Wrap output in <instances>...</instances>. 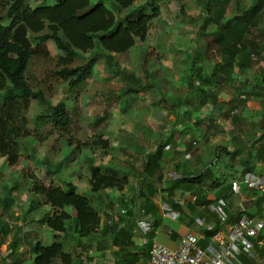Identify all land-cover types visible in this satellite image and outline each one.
Segmentation results:
<instances>
[{
	"label": "rangeland",
	"instance_id": "1",
	"mask_svg": "<svg viewBox=\"0 0 264 264\" xmlns=\"http://www.w3.org/2000/svg\"><path fill=\"white\" fill-rule=\"evenodd\" d=\"M53 1L28 0V6ZM144 2L135 1L133 9ZM153 2L159 8V16L151 21L146 41L136 39L124 54L100 52L92 75L78 87H69L67 81L54 75L60 67L58 59L64 54L51 41L39 44L29 35L35 53L26 72L28 84L33 90L42 91L52 105L64 103L71 124L63 132L49 122L36 120L45 110L34 100L26 108L13 106V119L7 126L14 129L21 125L23 135L15 139L18 158L13 166H7L5 157L0 155V212L10 226L9 235L0 238V264H31L33 244L48 246L54 241L53 232L41 224L53 210L34 194L36 187L53 184L67 190L80 181L79 193L89 196L85 186L93 168H144L147 156L161 144L170 145L168 153L165 147L164 158H170L172 153V163L183 159L186 152L175 150L179 146L177 140L184 144L192 138L204 148L215 139L216 150H221L215 164L235 163L238 167V158L224 161L225 151L231 153L239 146L252 147L258 142L264 113V6L259 24L244 39L250 53L247 67L241 71L233 63L225 69L231 71L228 77L223 71L218 72L212 86H207L196 78L197 69L202 68L203 76L211 75L212 69L225 61L212 40L214 23L204 27V21L214 12L227 20L250 8L252 0ZM97 3L116 13L112 0H90L91 5ZM129 11L123 10L119 16L126 17ZM92 56L80 54L71 67L85 64ZM7 88L0 91V105ZM164 162L161 164L167 168V161ZM211 162V158H206L201 165ZM59 164L55 174L47 175ZM256 171L263 175L264 167L257 166ZM131 189L134 191V186ZM242 195L250 209L260 193L248 191ZM4 198L5 208L1 202ZM89 199L93 205L97 203L92 196ZM32 202L40 204L28 212ZM65 212L73 213L68 208ZM101 218L103 222L96 230L107 232L104 225L109 220L106 216ZM72 228V221L66 222L64 238L58 234L57 241H72ZM103 237L95 232L76 246L66 242L63 249L72 251L75 264H89L94 260L89 250L108 247L109 239L107 235Z\"/></svg>",
	"mask_w": 264,
	"mask_h": 264
},
{
	"label": "trees",
	"instance_id": "2",
	"mask_svg": "<svg viewBox=\"0 0 264 264\" xmlns=\"http://www.w3.org/2000/svg\"><path fill=\"white\" fill-rule=\"evenodd\" d=\"M135 1L145 2L133 9ZM112 5L116 13L108 10L102 3L91 5L90 0H54L52 4L42 3L33 8L28 6V0H0V12L3 14L0 18V91L5 86H9L2 94L0 105V155L5 157L7 166L16 163L18 149L15 139L23 135L21 125L15 126L14 129H9L7 126L8 121L13 119V106L26 108L29 102L34 100L45 110V114L38 116L36 120L49 122L54 128L63 132H67L71 124L69 111L64 103L52 105L42 91L33 90L28 84L26 72L35 53L32 48L33 41L39 44L51 41L56 50L64 54L58 59L60 67L54 75L67 81L69 87H78L92 75L100 52L109 55L124 54L134 46L136 39L145 42L151 21L159 16V8L155 6L153 0H112ZM263 6L264 0H252L250 8L227 20H222L221 14L214 12L207 21H204V27H207L209 22L214 23L212 40L224 56L225 62L212 69L214 72L211 75L203 76L202 68L197 69L196 78L201 83L212 86L217 73L222 71L228 77L231 71L225 69L233 63L237 64L241 71L247 67L250 53L244 45V39L251 28L259 24ZM128 9L130 11L126 17L119 16L123 10ZM44 31L46 33L42 34ZM30 34L33 41L29 38ZM87 53H92L93 56L85 64L71 67L80 54ZM14 93L18 95L14 96ZM262 115L261 135L258 142L256 140L252 147H248L247 155H250L248 159L252 161L244 162L246 169L242 174H255L257 165L264 164V113ZM215 127L222 132L219 126ZM169 140L170 138L167 141ZM163 147L162 144L159 145L154 153L147 156L141 174L145 179L163 168L161 164L164 157ZM241 152L243 151L236 148L231 153L225 151V154L233 161ZM59 166L61 164L52 167L47 175L55 174ZM125 177L119 168L114 166L93 168L89 178L90 193L97 195L106 189L120 190L126 183ZM200 178L170 180L167 189L171 190L182 184H186L189 188ZM34 194L43 199V204L53 210L51 216L41 220V224L53 232L54 241L48 246L35 242L32 246L31 264H72L71 255L64 251L63 244L57 241L56 235H65L66 222L72 221V232L78 243L82 238L96 232L100 224V210L88 197L76 193L73 185H69L67 190L53 184L48 187L40 186L34 189ZM8 195L6 194L5 197L7 198ZM5 201V198L1 201L3 205ZM39 204L40 202L35 204L32 202L28 212L33 211ZM254 204L258 208L257 215L264 217V194H260ZM3 207L5 208L6 205ZM67 208L73 213L65 212ZM250 217L254 216L250 215ZM9 231L10 226L0 212V238L9 235ZM109 231L115 236L108 244L112 243L115 247L117 239L123 235L115 234L114 227H110ZM130 237L131 234L126 235V246L130 244L128 240Z\"/></svg>",
	"mask_w": 264,
	"mask_h": 264
},
{
	"label": "crops",
	"instance_id": "3",
	"mask_svg": "<svg viewBox=\"0 0 264 264\" xmlns=\"http://www.w3.org/2000/svg\"><path fill=\"white\" fill-rule=\"evenodd\" d=\"M174 138L177 139V136ZM192 139L184 144L177 140L179 146H176L175 150L186 151L183 155L184 160L178 158L175 162L170 163L169 160L172 159V153L171 157L166 160L163 157L161 162L167 161V168L163 166V168H160L155 174H151L147 179L141 176L144 168H127V170L120 168L121 173L126 176V183L120 191L116 188L106 189L97 195H93L90 193L89 181H87L85 191L91 194L88 196L79 193L80 181H78L76 186L73 185L76 193L88 198L92 196L97 201L94 206L100 210V222H103L101 216H106L109 220V223L104 225L107 232L99 233L96 230V236L104 238L103 236L107 235L109 240L112 239L115 235L109 231L110 227L115 228V234L121 235L122 233L123 235L121 238L117 237L115 247L110 243L106 248L89 250V255L94 258L89 264H146L149 259L150 236H146L148 242L143 243L144 237L136 232V221L138 220L149 222L157 231L155 235L156 241L173 250L178 247L180 239L188 233H193L199 237V245L202 248L211 243L212 233L205 226L198 225L196 220H203L206 226L219 230L223 229V232L226 231L227 227H221L215 215L208 210V205L214 203L217 199L226 201L228 222H235L236 202L239 196L231 193L229 181L237 178L246 169L244 162L249 160L248 157L250 155L245 157L244 154L247 153L249 146L243 145L237 148L244 151V153L241 152L236 157L238 158V167L241 166L243 168H238L235 163L226 164V162L224 163L225 165L217 166L215 161L219 155L218 151L221 150H216L215 139H211L212 143L208 148L199 147L198 142ZM244 146L245 148H243ZM165 147H167L166 152L168 153L171 147L169 144L164 146L163 153L166 150ZM197 149L198 151L195 153L194 151ZM225 155L224 161L229 159L232 162L229 155ZM206 158H211L212 162L210 164L205 163V166H202L201 162ZM231 165L233 166L232 168L230 167ZM257 166L263 168L264 164ZM254 173L257 175L258 172ZM172 174H177L181 178H201L189 188L186 184H182L168 190V182L170 180L174 181ZM132 186H134V191H131ZM248 191L251 192V190L243 188V194ZM164 204L179 215L176 220H172L163 214L161 208ZM257 210L258 208L253 204L249 209L250 215L263 217L257 215ZM124 234L127 236L131 234L130 239H128L130 242L128 246L125 245L127 238ZM59 235L64 238L63 234ZM73 237L72 241L61 240L63 248L66 247V242H68V245L74 246L79 244L74 234ZM84 239L80 241L82 242ZM64 251L67 252L65 249ZM67 253L72 256L71 250ZM255 253L258 258L264 259V247L256 245ZM72 264H75L73 256Z\"/></svg>",
	"mask_w": 264,
	"mask_h": 264
},
{
	"label": "built area",
	"instance_id": "4",
	"mask_svg": "<svg viewBox=\"0 0 264 264\" xmlns=\"http://www.w3.org/2000/svg\"><path fill=\"white\" fill-rule=\"evenodd\" d=\"M180 178L172 174V179ZM229 187L231 193L240 198L236 204V220L228 222L224 199L209 204L208 210L215 215L219 225L227 229L223 232V229L206 226L203 220H196L198 225L205 226L212 233L211 243L204 248L199 245L197 235L188 233L180 239L176 249H170L156 241L157 231L149 222L136 221V232L144 237L143 243L148 242L146 236H150L149 259L146 264H264V259L258 258L255 253L256 245L264 247V217H250L247 200L242 195L243 188L264 194V176L240 174L229 181ZM161 209L172 220L179 216L165 204Z\"/></svg>",
	"mask_w": 264,
	"mask_h": 264
}]
</instances>
